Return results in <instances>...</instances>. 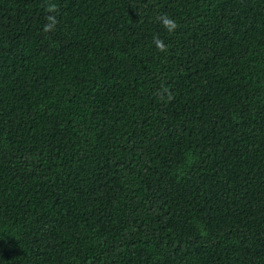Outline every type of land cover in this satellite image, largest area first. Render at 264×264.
I'll list each match as a JSON object with an SVG mask.
<instances>
[{"label": "trees", "instance_id": "obj_1", "mask_svg": "<svg viewBox=\"0 0 264 264\" xmlns=\"http://www.w3.org/2000/svg\"><path fill=\"white\" fill-rule=\"evenodd\" d=\"M0 264H264V0H0Z\"/></svg>", "mask_w": 264, "mask_h": 264}, {"label": "clouds", "instance_id": "obj_2", "mask_svg": "<svg viewBox=\"0 0 264 264\" xmlns=\"http://www.w3.org/2000/svg\"><path fill=\"white\" fill-rule=\"evenodd\" d=\"M161 20H162L163 26L165 27V29L167 31L172 32L176 29L177 25L175 24V22L171 18H168L167 16H163V17H161ZM153 42L156 44V47L159 50H161V51L165 50V45H164L163 41L159 39V37H154Z\"/></svg>", "mask_w": 264, "mask_h": 264}]
</instances>
